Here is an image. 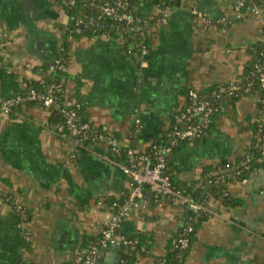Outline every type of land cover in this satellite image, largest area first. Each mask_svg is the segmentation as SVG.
Here are the masks:
<instances>
[{
  "label": "crops",
  "instance_id": "crops-1",
  "mask_svg": "<svg viewBox=\"0 0 264 264\" xmlns=\"http://www.w3.org/2000/svg\"><path fill=\"white\" fill-rule=\"evenodd\" d=\"M159 1L132 0L135 14L147 22L166 14L149 26L143 57L123 38H68L78 15L55 0H0V95L23 94L24 79H38L34 68L53 61L43 52L51 59L67 53L66 106H79L85 122L115 135L122 147L146 151L169 142L167 132L187 105L188 90L239 80L254 57L252 46L264 42V24L253 15L233 21V0H176L163 11ZM221 17L232 20L226 32L204 23ZM255 99L243 95L233 111L213 119L204 139L180 148L173 171L178 180L198 186L206 166L244 154ZM56 118L35 103L0 112V264H71L84 241L108 222L110 199L122 200L130 190L132 179L119 166L123 156L58 132ZM228 191L239 205L205 203L211 216L197 227L185 264H264V169ZM16 199L28 221L16 212ZM184 222L180 203L163 200L125 218L119 232L145 237L146 252L135 264H158ZM118 257L110 245L98 264H118Z\"/></svg>",
  "mask_w": 264,
  "mask_h": 264
},
{
  "label": "built area",
  "instance_id": "built-area-1",
  "mask_svg": "<svg viewBox=\"0 0 264 264\" xmlns=\"http://www.w3.org/2000/svg\"><path fill=\"white\" fill-rule=\"evenodd\" d=\"M77 0H55L61 6L68 4L75 5ZM130 0H106L102 3H92L91 6L98 10V17L78 16L74 23V28L69 32L68 38H73L72 32L81 34L85 28H91L98 31L103 25L98 20L108 19L111 21L110 29L128 36L134 43L139 54L145 57L149 53V47L146 42V36L149 35L147 21L140 18L133 11ZM232 20H240L246 15H253L260 19L264 24V0H233ZM166 14L160 15L159 21H164ZM225 17L218 19H205L204 23L208 28H213L221 32H226L228 24L232 21ZM105 35V34H104ZM145 65V62H142ZM67 64L60 55L48 63L46 68H39V72L45 75H51L56 71L66 73ZM254 73L259 79L261 88L264 91V50L260 57L253 64ZM39 78V77H38ZM44 83V79L40 78ZM63 82H51L45 88L44 92H36L34 89L25 91L23 94L3 97L0 95V112L8 114L13 108L28 102L36 103L43 107L50 108L54 106L59 109L63 121L58 122L56 130L67 134L70 137L81 142L102 143L110 148L117 155L123 156V163L120 169L131 177L132 183L130 190L122 200H113L110 205L111 215L108 222L100 228L99 235L94 243L87 246L83 251L77 252L71 259V264H98L100 252L110 245L119 249L118 264H127L125 255L129 250L135 247L136 241L133 237L123 236L119 232L122 221L134 212H142L148 209L153 203H159L163 200L177 201L184 208L189 210L193 216L185 219L177 236L171 241V250L175 252L176 257L182 259L183 252L190 248L189 235L193 232V220L203 211H208L206 204L200 200L197 202L190 196L174 188L170 178L166 174V158L177 143H193L202 140L207 136V126L212 122V116L219 115L224 111V106L217 102L222 95L233 96L242 90L238 81L221 83L214 89L209 97H203L198 89L188 90L187 105L176 112L173 116L171 126L167 132L169 142L152 144L146 151H139L132 147H122L118 138L107 131H97L89 123L80 122L76 109L79 106H58L56 99L62 91ZM244 93H250V84L244 86ZM262 95H255V103L261 108L264 107V92ZM254 120L259 122L256 139L258 149L264 154V128L261 122H264V111L255 113ZM134 132H138L139 125L134 126ZM251 156L243 154L238 164L219 167L206 175L208 183H215L224 178L236 179L242 172L249 170V160ZM260 170L256 169L258 173ZM242 180L241 182L245 181ZM240 183V182H238ZM149 192L150 195H147ZM14 208L20 217H25V208L21 201L16 199ZM165 263V259L162 260Z\"/></svg>",
  "mask_w": 264,
  "mask_h": 264
},
{
  "label": "trees",
  "instance_id": "trees-1",
  "mask_svg": "<svg viewBox=\"0 0 264 264\" xmlns=\"http://www.w3.org/2000/svg\"><path fill=\"white\" fill-rule=\"evenodd\" d=\"M104 1H106V0H77L75 5H73V6H70L68 4H62L61 6L65 10H69L70 14L78 15V16L83 17V18H85V16H91L93 18H97L98 17V10H95L94 8H92L91 4L93 2L94 3H96V2L102 3ZM130 1L132 3V0H130ZM175 1L176 0H160L158 2L159 9H161L163 11L165 8L173 6ZM132 5L133 4H131V6ZM160 15L156 19H154L152 21H148L147 22L149 24L148 27L151 26L157 20H159ZM98 22L100 25H103L102 28H100L98 31H93L91 28L87 27L82 31L81 34H77L75 32H72L73 38H77V37H80L82 35H86V36H93L94 35L95 36V35H104L105 34L106 36L114 38V39L123 38L126 48H128L129 45L131 43H133L128 36H121V34L114 32L113 29H110V27H109L111 24L110 20L102 19V20H98ZM73 28H74V25H72L69 30L72 31ZM146 42H147V44L149 43V35L146 36ZM263 50H264V42H259L258 44L252 46L251 51L253 52L254 57H253L252 61H250L247 64L246 68L244 69L243 74L239 77V80H237L241 84L242 90L240 92H238L236 95H233V96L222 95L220 98L217 99V102H220L224 106V111L221 112V114H219V115L226 114L229 111H233L235 108L236 102L243 95H250V94L262 95L263 94L262 92H264V91L261 88L260 83H259V79H258L257 75L254 73V69H253L254 62L256 61V59L258 57H260V53ZM61 56L64 58V62H66V64H67V62H68L67 53L61 54ZM47 65H48V63L34 68L33 72H34V74L38 75V77H39L38 79H36V78L24 79L25 91H29V90L34 89L38 93L44 92V91H46L45 88L47 87V85L50 84L51 82H58V83L61 81L64 82V75L66 73L56 71V72L52 73L51 75H45V74H41L39 72V68L45 69ZM41 77H42V79H44V83L40 82ZM248 84H250V93H244L243 88H244V86H246ZM219 85L220 84L210 86V87L200 91L199 94L203 97H205V96L209 97L210 93L214 89H216ZM63 89H64V86L62 88V91H60L58 93L57 99H56V102H57L58 106H60V107L66 106L63 102ZM187 95H188V92H187ZM187 102H188V96H187ZM28 103H33V102H28ZM255 108H256V113L260 112V111H264V107L261 108L258 103H255ZM50 109L53 111L54 114H56L57 121L61 123L63 121V117H62L61 113L59 112V109L54 107V106H51ZM80 110H81L80 108L76 109V112L78 115V120L80 122H85L81 118ZM219 115L212 116V121L215 117H217ZM258 124H259V122H256L254 120V117H252L251 120H250V118H248V129L251 131L252 140H251L250 144L247 146V148L245 149L244 154L251 156V159L248 161L249 162V170L242 172L241 175L238 176L236 179L224 178L222 180H219L215 183L210 184V183H208V178H206V175L210 172L215 171L219 167H224L225 165H229V166L236 165V164H238L240 158L234 162L222 161V162H220L214 166L213 165L212 166L211 165L206 166L204 168L205 179H204L203 183L198 185V186L196 184H192V183L188 184L186 182L178 180L177 177L175 176V174L173 173V171L176 168L174 158L177 155L180 148L183 145L188 144V142L177 143L176 145H174L172 151L170 152V154L166 158L167 167H166V171H165L166 174L168 175V177L170 178L172 186L174 188L180 190L181 192H184V194H186L187 196H190L196 202L198 200H201L202 204H205L209 199H215V200L219 201L224 207L238 206L240 202L238 199L230 196L229 191H228L229 186L233 183L241 182L242 180L248 179L250 176L257 174L256 169H259L260 171L264 169V154L260 153V151L258 149V141H257L256 136H255L257 133V130H258ZM261 124H262V127L264 128V122H261ZM211 125H212V122L209 123L207 128H206L207 134L209 133ZM134 130H135V127H132V129L130 130V132H131L130 136L132 137V139L135 138L136 133H137V132H134ZM63 134H64V132H63ZM198 141H200V140H198ZM155 144H159V143H155ZM206 188H207L206 193L202 197V194ZM112 201L113 200L110 199L109 203H111ZM26 215H27V217L25 218V220L28 221L29 214L27 213ZM184 216H185V219H188L189 217H191L193 215L191 212H189V210L184 209ZM210 216H211L210 212L203 211L201 214H199L197 216V218L195 220H193V230L194 231L191 232L189 235L190 247H191L193 235L195 234L197 227H199L200 224L204 220L208 219ZM96 238L91 240V242L87 241V240L84 241L83 246L87 247L90 244L94 243ZM133 238L136 241V243H135V247L132 250H129L127 252V254L125 255V257L127 258V264H135L136 256L139 254H144L146 252V249H147L146 245H145L146 242L144 240L145 237L143 235H136V236H133ZM22 244L24 247H27V249L29 250V244H27V242H25L24 239H23ZM189 249L185 250L183 252L182 259H179L176 257L175 252L171 250V243H170L169 247L167 248L165 255L158 258V260H157L158 264H185V258L189 252ZM163 259H165V263H162Z\"/></svg>",
  "mask_w": 264,
  "mask_h": 264
},
{
  "label": "water",
  "instance_id": "water-1",
  "mask_svg": "<svg viewBox=\"0 0 264 264\" xmlns=\"http://www.w3.org/2000/svg\"><path fill=\"white\" fill-rule=\"evenodd\" d=\"M43 58H44L45 60H49V61L55 59V57H54L53 59H51V55H50L49 53H47V52H43ZM206 190H207V188L204 190V192H203V194H202V197H203V195L206 193ZM146 194H147V195H150L149 192H146ZM200 201H201V200H200Z\"/></svg>",
  "mask_w": 264,
  "mask_h": 264
},
{
  "label": "rangeland",
  "instance_id": "rangeland-1",
  "mask_svg": "<svg viewBox=\"0 0 264 264\" xmlns=\"http://www.w3.org/2000/svg\"><path fill=\"white\" fill-rule=\"evenodd\" d=\"M255 115V114H254ZM254 117V116H253Z\"/></svg>",
  "mask_w": 264,
  "mask_h": 264
}]
</instances>
